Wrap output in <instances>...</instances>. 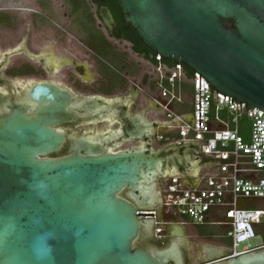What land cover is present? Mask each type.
<instances>
[{
  "label": "water",
  "instance_id": "water-1",
  "mask_svg": "<svg viewBox=\"0 0 264 264\" xmlns=\"http://www.w3.org/2000/svg\"><path fill=\"white\" fill-rule=\"evenodd\" d=\"M115 2L126 27L164 61L198 73L232 105L264 112V0ZM98 15L113 34L111 10L101 6ZM43 121L21 109L0 116V264H183L176 242L135 247L141 231L152 229L172 151L142 143L104 153L87 144L85 155L75 147L63 158H46L64 137ZM147 128L128 120L124 131L143 140ZM170 235L184 238L185 231L176 224ZM250 264H264V248L250 252Z\"/></svg>",
  "mask_w": 264,
  "mask_h": 264
},
{
  "label": "flooded vegetation",
  "instance_id": "flooded-vegetation-1",
  "mask_svg": "<svg viewBox=\"0 0 264 264\" xmlns=\"http://www.w3.org/2000/svg\"><path fill=\"white\" fill-rule=\"evenodd\" d=\"M6 2L13 6L0 7V116L16 109L42 116L48 128L64 137L46 158H63L75 147L85 155L87 144L99 145L104 153L126 144L151 148L157 137L151 127L143 140L128 137L124 127L128 120H140L137 95L143 83L151 103L159 106L155 53L128 39L118 25L112 34L98 11L60 12L50 0H37L34 9L24 2L19 6V0ZM126 94L131 95L130 109L123 107ZM116 128L120 131L112 133ZM130 132L138 134L137 129ZM181 157V150H172L166 162L175 161L179 168ZM130 194L125 190L122 197L131 201ZM155 218L149 220L151 230L141 231L136 248L148 249L144 239L169 247L176 242L183 264H236L239 259L250 264V252L236 255L230 238H171L173 227L163 228Z\"/></svg>",
  "mask_w": 264,
  "mask_h": 264
},
{
  "label": "built area",
  "instance_id": "built-area-1",
  "mask_svg": "<svg viewBox=\"0 0 264 264\" xmlns=\"http://www.w3.org/2000/svg\"><path fill=\"white\" fill-rule=\"evenodd\" d=\"M155 59L160 91L157 104L169 120L178 122L180 138L199 144L202 154L216 166V172L201 178L194 188L185 187L179 177H170L161 192L163 206L174 216L196 225L205 224L210 213L220 209L224 212L223 224L236 255L264 248L263 245L239 250L241 244L256 238L255 226L261 224L264 209L238 207L241 199L264 200V112L259 109L248 111L245 104L234 100L232 105L230 97L220 93L217 96L198 73L188 78L184 65L173 63L169 66L160 55ZM185 81L191 83L193 90L191 122L171 107L174 102L183 101L180 86ZM243 116L250 122L249 140L237 128Z\"/></svg>",
  "mask_w": 264,
  "mask_h": 264
},
{
  "label": "crops",
  "instance_id": "crops-1",
  "mask_svg": "<svg viewBox=\"0 0 264 264\" xmlns=\"http://www.w3.org/2000/svg\"><path fill=\"white\" fill-rule=\"evenodd\" d=\"M173 65V64H172ZM171 65V66H172ZM189 84L191 87V83L189 81H185L181 84V92L183 101L182 102H174L171 107L172 110L178 114L179 116H183L187 122L192 121L191 114L192 112H188V107H184L183 105L189 104L192 108V96L184 94L182 91L183 84ZM193 91V90H192ZM193 93V92H192ZM139 95H137L138 103L137 109L140 110L138 115L140 116L141 121L151 127V130L154 134H156V139L151 143L152 150H175L183 149L182 157L179 160L180 166L179 168H168L165 170V174L163 175L165 180L167 181L170 177H179L185 187L194 188L199 185V180L206 175H212L216 172V166L208 157L202 154L199 144L194 142L183 141L178 137L177 126L178 122L169 120L166 116L165 111L151 103L150 96L147 91V86L145 83L139 87ZM160 98V91L158 89V99ZM186 98V99H185ZM131 95L126 94L124 96L123 107L130 109ZM130 111V110H129ZM129 111L127 116H130ZM149 111V112H147ZM193 111V109H192ZM226 115V112L223 113ZM120 128H116V130H112V133L119 132ZM162 137V139H161ZM142 145H139V147ZM130 146L126 147L129 148ZM169 162V161H168ZM165 181V182H166ZM161 187V188H160ZM158 188V194L161 200V192L163 191V185ZM264 200H245L241 199L238 201V207L244 209H264L257 208L259 203ZM169 209L165 208L162 204V200L157 204V212L155 221L158 225H167L168 228L174 227L176 224H180L184 231V238H210L208 235L212 232L213 228L220 229L227 233V227L223 224L225 222L224 212L220 209H214L205 224L196 225L193 223H189L177 216L171 214ZM214 222H219L220 224H214ZM256 237L257 234H264V218L262 219L261 224L255 226ZM215 236V235H214ZM227 236V234H226ZM228 238V237H227Z\"/></svg>",
  "mask_w": 264,
  "mask_h": 264
},
{
  "label": "rangeland",
  "instance_id": "rangeland-1",
  "mask_svg": "<svg viewBox=\"0 0 264 264\" xmlns=\"http://www.w3.org/2000/svg\"><path fill=\"white\" fill-rule=\"evenodd\" d=\"M7 0H0V7H12L13 4L10 3V2H6ZM21 1L20 3H18L19 6H24L27 8V9H34L35 8V3L37 0H19ZM24 2V5L23 3ZM51 4L53 5V9L57 10V11H60V12H66V11H70V6L66 3L65 0H50ZM96 6L93 5L92 7V11H96ZM190 93V94H189ZM191 95V91L188 92L187 94V97ZM192 96V95H191ZM186 99V98H185ZM184 107H188L187 111L189 112H192V107L189 105V104H186V105H183ZM149 112V111H147ZM242 136L246 139V140H249L250 138V122H248V129L245 133H242ZM129 145H125L123 146L121 149L123 148H126L128 147ZM176 168L177 169V165H176V162L175 161H172V162H166V165H165V169L168 170V168ZM163 179H161L160 181H162ZM165 180V179H164ZM166 181V180H165ZM159 201H161L159 199ZM264 207V201L259 203V205L257 206V208H262ZM161 227L163 228H168L167 225H161ZM169 229V228H168ZM226 232L224 231H221L220 229H217V228H213L212 229V232L209 233L208 235H210L209 237L210 238H215L216 240H221V238H227L226 236ZM215 235V236H214ZM141 243L145 244L148 248L149 247H159V248H165L167 246V244H162V242H151L149 241L148 239H144L143 241H141ZM264 245V234H257V237L250 240L249 242H246L244 244H241L239 246V250H243L244 248L246 247H251V248H257V247H260V246H263Z\"/></svg>",
  "mask_w": 264,
  "mask_h": 264
},
{
  "label": "trees",
  "instance_id": "trees-1",
  "mask_svg": "<svg viewBox=\"0 0 264 264\" xmlns=\"http://www.w3.org/2000/svg\"><path fill=\"white\" fill-rule=\"evenodd\" d=\"M65 1L70 6V10L77 11V12L91 11L93 5L96 6V8H97L96 11H98L101 6H107L111 10V12H112V14H113V16L117 22L118 27L120 29L126 30L128 39H131V40H134L135 42H137L139 45L142 46L143 50H145V51L149 50L138 39V36L134 30H130V31L128 30L127 31V29H126L127 27H126L125 21L123 19L121 10L118 7V5L116 4L115 0H65ZM228 24H230V23H228ZM155 58H156V54L153 57V61L156 63ZM164 62L169 66H171L174 63V62L169 61V60H165ZM185 71H186V75L188 78H191L193 76V72L190 71L189 69H187L186 67H185ZM163 84L167 85L166 82H164ZM182 91L184 94H188V92L191 91V95H192V87L187 83L182 85ZM248 122H249V120L245 116H243V117H241V119H239L238 124H237V128L239 129L241 134L245 133L247 131ZM178 137L180 138L179 135H178Z\"/></svg>",
  "mask_w": 264,
  "mask_h": 264
},
{
  "label": "bare ground",
  "instance_id": "bare-ground-1",
  "mask_svg": "<svg viewBox=\"0 0 264 264\" xmlns=\"http://www.w3.org/2000/svg\"><path fill=\"white\" fill-rule=\"evenodd\" d=\"M154 189H155V187H152L151 189H149V190H148V194H151V191L154 190ZM152 198H153V197H152ZM154 199H155V197H154Z\"/></svg>",
  "mask_w": 264,
  "mask_h": 264
}]
</instances>
